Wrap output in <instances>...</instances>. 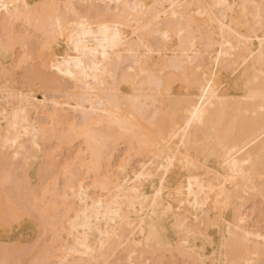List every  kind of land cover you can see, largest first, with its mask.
<instances>
[{"label":"bare ground","instance_id":"bare-ground-1","mask_svg":"<svg viewBox=\"0 0 264 264\" xmlns=\"http://www.w3.org/2000/svg\"><path fill=\"white\" fill-rule=\"evenodd\" d=\"M0 221V264H264V0H0Z\"/></svg>","mask_w":264,"mask_h":264},{"label":"rangeland","instance_id":"rangeland-1","mask_svg":"<svg viewBox=\"0 0 264 264\" xmlns=\"http://www.w3.org/2000/svg\"><path fill=\"white\" fill-rule=\"evenodd\" d=\"M19 223L21 222H13L10 225L9 224L1 225V221H0V239L3 240L12 239L14 241H22L26 243L31 242L34 239V234L36 231V227L34 223L26 222L22 227H20L22 224ZM16 236L18 238H14ZM43 242H45V240Z\"/></svg>","mask_w":264,"mask_h":264}]
</instances>
